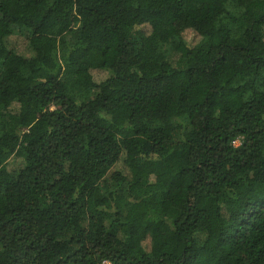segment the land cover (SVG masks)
I'll return each mask as SVG.
<instances>
[{"label":"trees","instance_id":"16d2710c","mask_svg":"<svg viewBox=\"0 0 264 264\" xmlns=\"http://www.w3.org/2000/svg\"><path fill=\"white\" fill-rule=\"evenodd\" d=\"M0 107V264H264V0H0Z\"/></svg>","mask_w":264,"mask_h":264},{"label":"rangeland","instance_id":"374dc122","mask_svg":"<svg viewBox=\"0 0 264 264\" xmlns=\"http://www.w3.org/2000/svg\"><path fill=\"white\" fill-rule=\"evenodd\" d=\"M187 39L189 40L190 43L194 44L197 40H198V36L194 33H188L187 35ZM13 41H19V42H25V39L21 36L15 37L13 38ZM107 74L100 72L97 74V77L99 79L106 77ZM0 112H2L1 115V119H5L8 115L6 114V112L3 110V108L0 107ZM174 125H175V130H176V135H178L179 133H181L183 130L189 128V119L186 117H181V118H174L173 119ZM239 140L236 141V144H239Z\"/></svg>","mask_w":264,"mask_h":264},{"label":"built area","instance_id":"2783aa9c","mask_svg":"<svg viewBox=\"0 0 264 264\" xmlns=\"http://www.w3.org/2000/svg\"><path fill=\"white\" fill-rule=\"evenodd\" d=\"M103 264H111L110 262L108 261H104Z\"/></svg>","mask_w":264,"mask_h":264}]
</instances>
